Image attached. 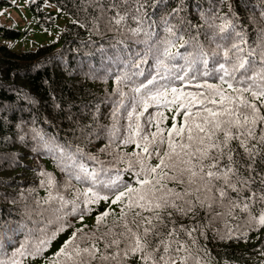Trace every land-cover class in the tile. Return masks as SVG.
I'll use <instances>...</instances> for the list:
<instances>
[{
  "label": "trees",
  "instance_id": "16d2710c",
  "mask_svg": "<svg viewBox=\"0 0 264 264\" xmlns=\"http://www.w3.org/2000/svg\"><path fill=\"white\" fill-rule=\"evenodd\" d=\"M50 5L0 44V264H264V0Z\"/></svg>",
  "mask_w": 264,
  "mask_h": 264
},
{
  "label": "rangeland",
  "instance_id": "374dc122",
  "mask_svg": "<svg viewBox=\"0 0 264 264\" xmlns=\"http://www.w3.org/2000/svg\"><path fill=\"white\" fill-rule=\"evenodd\" d=\"M33 1L35 0H0V23L5 27L22 32L18 38H7L0 35V44L20 53L57 41L60 32L72 20L71 17L57 7L50 5L48 10L53 15L54 22L49 26H39L29 7ZM45 263L46 261L41 262V264Z\"/></svg>",
  "mask_w": 264,
  "mask_h": 264
}]
</instances>
